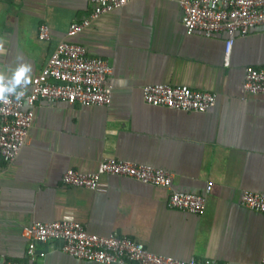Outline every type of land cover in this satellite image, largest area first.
Here are the masks:
<instances>
[{
    "label": "crops",
    "instance_id": "1",
    "mask_svg": "<svg viewBox=\"0 0 264 264\" xmlns=\"http://www.w3.org/2000/svg\"><path fill=\"white\" fill-rule=\"evenodd\" d=\"M91 10L89 0H0V72L10 74L22 56L33 77L66 40L107 60L112 86L109 105L37 102L25 144L11 161L0 158V260L27 262L24 226L71 219L163 256L259 262L264 213L243 206L241 193H264V95L241 82L247 66L264 69V26L236 36L226 64V34L187 33L174 1L130 0L69 36V25ZM40 24L50 40L38 38ZM146 84H184L217 98L203 112L151 106ZM105 158L167 170L174 190L205 196L203 212L171 208L168 188L130 177L103 175L96 189L62 184L66 169L90 172ZM60 246L40 244L39 263L101 264Z\"/></svg>",
    "mask_w": 264,
    "mask_h": 264
},
{
    "label": "built area",
    "instance_id": "2",
    "mask_svg": "<svg viewBox=\"0 0 264 264\" xmlns=\"http://www.w3.org/2000/svg\"><path fill=\"white\" fill-rule=\"evenodd\" d=\"M130 0H89L92 10L87 16L69 25L67 34L74 36L103 13L121 8ZM182 12L186 32L206 35L224 32L223 58L227 64L236 36H244L255 26H264V0H170ZM38 38L48 41L50 29L45 24L38 27ZM111 67L107 60L91 56L84 46L61 40L49 56L41 71L31 77L25 96L17 102L0 103V158L11 161L26 142L32 125L34 106L39 101L47 103L69 102L82 106L109 105L112 86L108 82ZM250 94L264 95V69L247 66L241 82ZM143 100L151 106H161L183 111L203 112L214 106L217 95L212 91L196 90L187 85L146 84L141 88ZM106 174L130 177L143 183L169 189L168 205L191 214L202 213L204 195L183 192L172 188V174L151 164L129 160L102 159L95 170L80 172L66 169L61 182L66 186L96 189ZM210 186H207V191ZM241 203L246 208L264 213V193L244 189ZM27 240V262L0 260V264H40L45 252L38 248L53 240L61 241L60 249L75 258L101 264H229L213 259L181 260L147 250L144 244L115 232L106 235L89 233L79 221L61 219L34 221L22 228ZM255 264H264V256Z\"/></svg>",
    "mask_w": 264,
    "mask_h": 264
},
{
    "label": "clouds",
    "instance_id": "3",
    "mask_svg": "<svg viewBox=\"0 0 264 264\" xmlns=\"http://www.w3.org/2000/svg\"><path fill=\"white\" fill-rule=\"evenodd\" d=\"M9 71L10 74L0 72V103L2 104H9L11 97L19 102L25 96L27 87L32 82V65L22 56L17 57L16 66L10 68Z\"/></svg>",
    "mask_w": 264,
    "mask_h": 264
}]
</instances>
